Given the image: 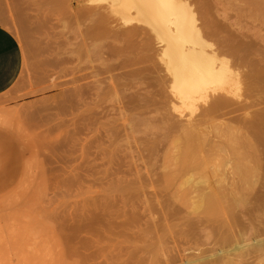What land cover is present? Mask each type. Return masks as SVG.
I'll return each mask as SVG.
<instances>
[{"label": "rangeland", "instance_id": "rangeland-1", "mask_svg": "<svg viewBox=\"0 0 264 264\" xmlns=\"http://www.w3.org/2000/svg\"><path fill=\"white\" fill-rule=\"evenodd\" d=\"M185 1L192 6L198 22L207 17L219 28L213 42L222 39L237 45L248 58L246 70L257 67L264 74V0ZM77 3L72 0L73 6ZM23 11L31 13L30 9ZM1 14L8 22L0 19V24L17 38L24 64L16 84L0 94V264H10L6 251L12 247L16 258L36 232L43 237L37 247L39 257L19 264H92L83 260L85 248L69 245L57 229L62 218L72 217L96 216L116 225L113 234L88 235L95 241L94 246L99 240L97 264H138L140 258L142 264H180L211 246L213 234L204 226L206 217L232 225L225 228L232 242L224 249L253 242V230L241 235L233 216L259 228L264 216V185L251 189V196L246 188L234 199H211L199 208L183 197L188 187L180 189V181L172 183V175L149 189L168 195L176 193L178 197L135 198L116 203L98 197L103 192L100 185L118 157L128 156L142 164L140 173L144 174L179 169L186 166L189 156L178 158L180 161L171 157L164 168V157L171 156L167 150L172 138L153 133L165 131L161 128L166 127V122L157 119L154 112L135 115L138 130L134 136H108L113 122L96 124L88 136L84 108L70 106L66 85L61 84L77 63L80 36L66 21L58 19L41 29L31 23L32 28L26 33L16 0H0ZM161 45L153 39L151 52H158ZM51 59L59 60L61 65L53 67L49 64ZM229 59L235 63L231 55ZM135 91L131 85L123 90L125 94ZM261 95L264 98V90ZM111 103L108 98L102 105ZM94 109L101 106L94 105ZM5 111L24 113L5 118ZM118 122L130 125L128 120ZM235 137L241 142L252 141L242 130H236ZM96 154L100 156L94 159ZM217 249L215 246L214 251ZM244 261V250L234 249L231 263Z\"/></svg>", "mask_w": 264, "mask_h": 264}, {"label": "bare ground", "instance_id": "bare-ground-1", "mask_svg": "<svg viewBox=\"0 0 264 264\" xmlns=\"http://www.w3.org/2000/svg\"><path fill=\"white\" fill-rule=\"evenodd\" d=\"M16 1L26 33L32 28L31 23L41 29L58 19L66 21L80 36L77 63L61 84L66 85L70 106L84 108L88 136L96 124L106 122H113L108 136H134L138 130L135 115L154 112L157 119L166 122V127L161 128L165 131L153 133L172 138L167 150L171 156L164 157V168L171 157L180 161L178 158L189 156L186 166L179 169L144 174L140 173L142 164L128 156L118 157L100 185L103 192L98 197L115 203L178 197L176 193L168 195L149 189L172 175V183L180 181V189L188 187L183 197L199 208L211 199H234L246 188L251 196V189L264 185V74L257 67L246 70L248 58L237 45L222 39L213 42L219 28L207 17L198 22L188 2L78 0L73 6L72 0ZM92 1L104 3L92 5ZM24 8L31 13L25 14ZM0 19L7 20L3 14ZM153 39L162 43L156 53L151 52ZM49 64L59 67L61 62L51 59ZM126 85L136 91L125 94ZM108 98L112 103L102 105ZM94 105L101 109L95 110ZM23 113L5 111L3 116L15 118ZM119 119L128 120L130 125H119ZM236 130L251 136L252 141H238ZM99 156L96 154L94 159ZM233 222L240 226L241 235L253 230L252 243L240 242L224 249L232 242L225 228L232 225L206 217L204 226L213 234L211 246L180 264H232L234 249L240 248L244 250V264H264V216L259 228L241 223L236 215ZM115 226L87 216L62 218L57 229L69 245L85 248L84 261L97 264L99 240L94 246L95 241L88 235L113 234ZM36 234L16 258L12 247L6 251L10 264L15 259L19 264L39 257L37 247L43 237L42 233ZM92 246L95 248L90 251ZM137 263L142 264L143 260L140 258Z\"/></svg>", "mask_w": 264, "mask_h": 264}, {"label": "crops", "instance_id": "crops-1", "mask_svg": "<svg viewBox=\"0 0 264 264\" xmlns=\"http://www.w3.org/2000/svg\"><path fill=\"white\" fill-rule=\"evenodd\" d=\"M24 56L15 35L0 24V94L12 88L22 73Z\"/></svg>", "mask_w": 264, "mask_h": 264}]
</instances>
